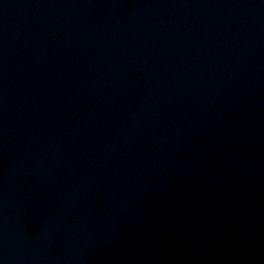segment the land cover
I'll list each match as a JSON object with an SVG mask.
<instances>
[{"label":"water","instance_id":"obj_1","mask_svg":"<svg viewBox=\"0 0 264 264\" xmlns=\"http://www.w3.org/2000/svg\"><path fill=\"white\" fill-rule=\"evenodd\" d=\"M0 264H264V0H0Z\"/></svg>","mask_w":264,"mask_h":264}]
</instances>
